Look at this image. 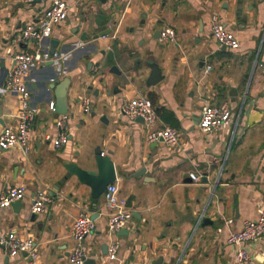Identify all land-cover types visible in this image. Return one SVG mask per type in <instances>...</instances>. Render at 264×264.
Here are the masks:
<instances>
[{"label": "crops", "instance_id": "0c3cea01", "mask_svg": "<svg viewBox=\"0 0 264 264\" xmlns=\"http://www.w3.org/2000/svg\"><path fill=\"white\" fill-rule=\"evenodd\" d=\"M51 1L0 0V131L17 124L20 110L18 96L5 87L13 54L32 47L18 42V35L27 24H43ZM66 1L69 16L51 25L46 61L33 66L29 76L37 110L32 151L0 149V194L13 186L27 188L20 204L0 207V238L11 231L31 237L39 257L10 256L0 244V264H73L76 243L70 230L83 212L96 216V229L83 242L95 264H153L160 256L165 263L234 264L229 233L256 219L264 205V0ZM215 13L239 38L238 49H223L211 35ZM98 14L106 16L100 25ZM165 26L176 30V42L161 40L158 30ZM107 28L110 33L94 39ZM52 40L57 56L50 57ZM148 57L163 74L152 86ZM114 65L121 74L112 71ZM65 77L70 141L56 148L52 138L64 113L49 103L56 106L55 85ZM138 95L153 101L158 128L179 130V145L148 142L144 123L122 113V104ZM85 99L89 112L83 111ZM224 102L233 112L231 125L201 132V107ZM98 147L114 162V183L134 209L123 229L129 233L116 234V259L105 252L111 237L104 195L94 205L90 187L76 176L55 188L67 175L66 163L95 169ZM192 172L204 175L200 184L191 180ZM38 189L51 201L44 212L34 213L32 195ZM246 247L264 264V239Z\"/></svg>", "mask_w": 264, "mask_h": 264}, {"label": "built area", "instance_id": "2783aa9c", "mask_svg": "<svg viewBox=\"0 0 264 264\" xmlns=\"http://www.w3.org/2000/svg\"><path fill=\"white\" fill-rule=\"evenodd\" d=\"M44 1V0H41ZM70 5L66 0H52L44 10V22L41 26L27 24L18 35L17 41L31 43L32 47H26L13 54V65L9 69L6 79V89L16 94L20 101V110L17 115L16 125H6L0 131V149L7 150L18 146L23 153L28 155L32 151L33 128L37 118V110L32 104V88L29 76L33 66L44 64L47 56L45 40L50 33L51 25H57L65 21L69 16ZM211 35L221 45L230 49H238L240 40L233 30L229 29L221 16L217 13L211 17ZM163 42H176L177 32L173 27L165 26L160 32ZM57 56L56 53H54ZM208 70L212 68L207 66ZM89 99L84 100L83 111L89 112ZM49 108L55 110V102L49 103ZM121 111L130 120L142 118L146 128L148 142L162 140L168 146H177L180 142V132L177 128L166 126L158 128V115L153 101L145 95H138L126 100ZM69 115L62 114L56 125L58 134L52 138L56 148L65 146L69 141ZM233 122V112L228 103L218 105L205 104L201 107L199 116V128L205 134H212L220 128L227 127ZM51 138V137H48ZM204 175L190 173L191 180L200 184ZM27 193L24 185L13 186L0 194V207H6L15 201L22 200ZM108 207V229L111 237L108 243V256L116 259L119 249V240L116 234L125 229L134 215V209L129 205L128 199L121 195L119 187L115 183L107 186L104 193ZM51 201L50 195L43 189H38L32 195L31 210L34 213L45 211L46 205ZM96 220L89 213H80L73 220L70 235L76 245L70 259L73 264H84L87 253L83 242L96 229ZM264 239V205L258 209L256 219L246 220L238 231H231L227 237V243L236 247L234 264H259L255 262L246 247L248 242ZM0 244L10 256L27 253L31 259L36 260L39 252L33 238H21L16 232L11 231L0 238Z\"/></svg>", "mask_w": 264, "mask_h": 264}, {"label": "water", "instance_id": "95a60500", "mask_svg": "<svg viewBox=\"0 0 264 264\" xmlns=\"http://www.w3.org/2000/svg\"><path fill=\"white\" fill-rule=\"evenodd\" d=\"M106 19V16L104 14H98L96 23L97 25L102 24V22ZM111 32L110 28H107L105 30H102L101 32H98L94 39H98L100 37H103ZM158 33L160 31L158 30ZM87 37V33L84 32L83 38L85 39ZM56 45L57 41L52 40L50 45V57L53 56V54L56 51ZM223 49H226L225 46H223ZM146 66L150 70L149 77L147 79V85L152 86L157 84L160 80L163 79L162 74V68L160 65L155 61L153 57H148L146 60ZM112 71L117 72L118 74H121L122 72L117 68V66H112ZM102 81V80H101ZM70 84V79L68 77H65L61 82H58L56 85L53 84L52 87H56V95H57V101L55 106V111H58L60 113H67L68 112V106H67V92L68 87ZM92 88L91 86L89 87ZM96 94H99V91L95 92ZM2 108H1V99H0V123L4 124V120L2 118ZM136 120L143 122L142 118H137ZM18 147V146H15ZM65 168L67 170V175L63 179H61L55 186V188L58 190L59 186H61L70 176H76L78 180L91 189V197L93 200L94 205L97 204L99 198L104 193L107 186L111 183H114L116 181V171H115V165L112 161L111 157L108 155L102 154L101 147H98L95 154V169H85L81 166H79L77 163L69 162L65 164ZM145 172V169L140 173ZM139 174V173H138ZM21 200L15 201L13 204L17 205L20 204ZM92 218H96L95 215H92ZM123 231H126L125 234L129 233L128 230H121L119 233H124ZM108 251V246L105 247V252ZM181 259V258H180ZM180 262V260H178ZM179 262L175 263L173 261L170 262H164V257L160 256L153 264H178ZM84 264H95V260L92 258H88L85 260Z\"/></svg>", "mask_w": 264, "mask_h": 264}, {"label": "rangeland", "instance_id": "374dc122", "mask_svg": "<svg viewBox=\"0 0 264 264\" xmlns=\"http://www.w3.org/2000/svg\"><path fill=\"white\" fill-rule=\"evenodd\" d=\"M86 114V113H85Z\"/></svg>", "mask_w": 264, "mask_h": 264}]
</instances>
